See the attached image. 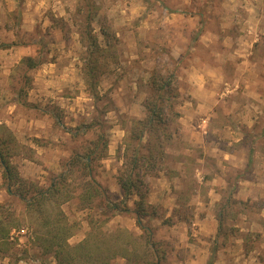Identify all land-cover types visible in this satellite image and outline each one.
Returning a JSON list of instances; mask_svg holds the SVG:
<instances>
[{
	"label": "rangeland",
	"instance_id": "rangeland-1",
	"mask_svg": "<svg viewBox=\"0 0 264 264\" xmlns=\"http://www.w3.org/2000/svg\"><path fill=\"white\" fill-rule=\"evenodd\" d=\"M89 34L101 47L96 97ZM162 85L166 124L145 134L136 166L132 137ZM103 132L106 156L92 164L102 191L86 201ZM1 139L20 182L9 189L0 163L13 221L0 264H57L50 232L126 264L123 248L142 253V210L161 264L193 262L201 243L211 264H264V0H0ZM55 182L60 193L31 204Z\"/></svg>",
	"mask_w": 264,
	"mask_h": 264
},
{
	"label": "trees",
	"instance_id": "trees-1",
	"mask_svg": "<svg viewBox=\"0 0 264 264\" xmlns=\"http://www.w3.org/2000/svg\"><path fill=\"white\" fill-rule=\"evenodd\" d=\"M86 42H87V53H88V57L90 58L89 61H87V63L84 66L86 69V81L88 83V87L91 93L93 94L94 97H96L97 94H96L95 76H96V70H97V63L94 61L95 59L92 57L94 55L96 57V53H99L101 51V47L99 46L97 39L93 37L91 34L87 36ZM191 48L192 47H190V49ZM27 61H28L27 63L30 68L36 67V63L33 61L31 57L27 58ZM156 92L157 94L155 97L156 99L155 102H149V100L145 102L144 107H145V112L147 115L146 119L139 120L137 122L138 125L143 126V129L137 136L132 137V139H134V141H136L137 143L136 144L137 146L133 150L134 158H132L133 164H135L136 166H138L137 162L141 155V148L144 147V145H146L144 143L145 134H148V136H150L153 133L152 130L154 128L159 130L160 128L164 126V124H166L164 123V120L162 118L163 110L160 108L157 101L158 99L165 101L168 93L165 92L164 85L157 88ZM102 122L104 123V120H102ZM103 123L102 125L104 127ZM149 125H151L153 128L149 127ZM101 137H102V147H103L101 154L97 156L96 155L97 150L96 149L91 150V152L87 154V158H89L90 161L85 162L84 169L89 171L88 175L89 177H91L90 182H92L93 184L97 186L96 188L93 185V188H92L93 190L90 191L88 195L85 197L86 201L92 200L95 196H98L99 193L102 191V187L96 182V180L92 176L93 175L92 164L95 162V158L105 157L106 151L108 148V139H107L105 132L102 133ZM0 143L1 145H3L5 144V141L1 139ZM146 157L148 158V155L147 156L143 155V158H146ZM0 163H1V167L4 169V178L7 181V185L9 186V189H10L12 185L16 184L17 182H20V179H19L18 174L15 172L14 167L11 165L7 154H5L1 148H0ZM134 186H135V182L133 179H130L129 182L123 185L125 197H129L131 195L132 187ZM41 190L36 187L34 189V192H32L31 196L28 197L30 199L31 204L36 205L35 201L37 202V200H39L38 197L42 199L48 196L49 197L48 199H51V197L54 198L55 195H57L56 194L57 192L60 193V190L57 189L56 182L53 183L46 190H43V191ZM38 204L39 203H37V205ZM110 205H111L110 208L112 210L119 209L115 204H110ZM137 212H141V211L137 210ZM142 213H145V211L142 210ZM142 213H137L138 214L137 223L140 227H142V229L144 230L146 234L145 235L146 237L144 239L142 238L139 239L143 241V249L141 251L142 253L141 254L136 253L134 257L131 258L129 257L128 253H130V251L135 253L136 251L134 249L129 251V248L125 247L123 248V253L121 254V256L122 258L126 260V264H161L162 259L159 258V256L164 253L160 250V247H158L157 242L153 240V233L151 229L143 225L142 216H141ZM11 222L13 221L11 220L9 214H6L4 207L0 205V251H2L1 246L4 245V242L7 241V239L9 238V234L11 232L10 227H13V224H11ZM56 230H58V233L62 232V229L59 230L57 228ZM67 237H68L67 235L62 236V234L57 235L55 233L50 232V237L44 240V242L46 243L47 250L55 249L54 252H55V258H56L57 264H75V259H78V258H75L72 255L71 253L72 250H75L76 252H79V254H82L83 256L79 257V259H85L86 264H93V263L96 264L97 262H98L97 264H110L109 261L111 260V258L116 257L114 254L111 258H107L108 256L106 255L105 252H103L104 247L102 246V261L100 259L96 260L95 258H92L91 254L88 252V250H90V247L93 243V242L91 243V239L86 238L82 243L78 245V247L71 249L70 245L67 244V239H68ZM102 243H103V240H102ZM77 263L83 264L81 260L80 261L78 260Z\"/></svg>",
	"mask_w": 264,
	"mask_h": 264
},
{
	"label": "crops",
	"instance_id": "crops-1",
	"mask_svg": "<svg viewBox=\"0 0 264 264\" xmlns=\"http://www.w3.org/2000/svg\"><path fill=\"white\" fill-rule=\"evenodd\" d=\"M193 92L194 91H192V93ZM198 97H199V95H198ZM194 98L197 99L198 102L200 101V99L196 98L193 94L192 99H194ZM196 247H197L196 251H194V252H192V250L190 248H188L187 254H186L187 257L194 259V256L192 253H195L196 259H194L193 262H185L184 263V261H181L180 264H211V261L209 260L210 256H211L210 252H209L210 250L206 246H204V244H202V243ZM172 262H174V261H172ZM172 262L166 263V264H172Z\"/></svg>",
	"mask_w": 264,
	"mask_h": 264
}]
</instances>
